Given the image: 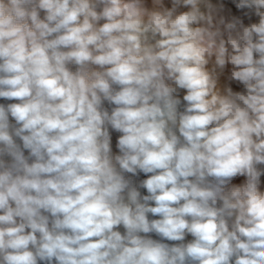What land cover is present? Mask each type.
<instances>
[{
	"label": "clouds",
	"instance_id": "clouds-1",
	"mask_svg": "<svg viewBox=\"0 0 264 264\" xmlns=\"http://www.w3.org/2000/svg\"><path fill=\"white\" fill-rule=\"evenodd\" d=\"M0 100V264H264V0H0Z\"/></svg>",
	"mask_w": 264,
	"mask_h": 264
},
{
	"label": "rangeland",
	"instance_id": "rangeland-1",
	"mask_svg": "<svg viewBox=\"0 0 264 264\" xmlns=\"http://www.w3.org/2000/svg\"><path fill=\"white\" fill-rule=\"evenodd\" d=\"M5 101H3V100H0V103H4ZM143 194H146V192H144Z\"/></svg>",
	"mask_w": 264,
	"mask_h": 264
}]
</instances>
